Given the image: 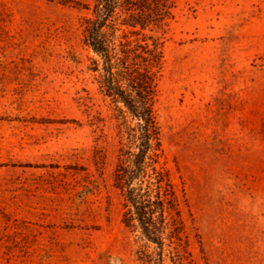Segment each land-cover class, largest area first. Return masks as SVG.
Returning <instances> with one entry per match:
<instances>
[{
  "label": "rangeland",
  "instance_id": "rangeland-1",
  "mask_svg": "<svg viewBox=\"0 0 264 264\" xmlns=\"http://www.w3.org/2000/svg\"><path fill=\"white\" fill-rule=\"evenodd\" d=\"M171 1L145 30L164 50L161 250L126 221L136 121L93 68L96 0H0V264H264V0Z\"/></svg>",
  "mask_w": 264,
  "mask_h": 264
},
{
  "label": "trees",
  "instance_id": "trees-1",
  "mask_svg": "<svg viewBox=\"0 0 264 264\" xmlns=\"http://www.w3.org/2000/svg\"><path fill=\"white\" fill-rule=\"evenodd\" d=\"M172 9L171 0H96L86 35L97 56L94 70L136 121L130 136L135 149L121 148L116 174L128 203L126 221L141 241L161 250L167 238L169 194L157 167L160 132L154 103L164 50L161 39L145 30L162 27L173 17ZM130 35L140 37L132 40Z\"/></svg>",
  "mask_w": 264,
  "mask_h": 264
}]
</instances>
